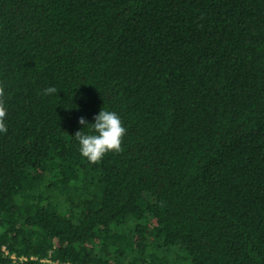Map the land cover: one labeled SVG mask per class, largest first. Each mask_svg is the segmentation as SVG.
I'll return each mask as SVG.
<instances>
[{"label": "trees", "instance_id": "1", "mask_svg": "<svg viewBox=\"0 0 264 264\" xmlns=\"http://www.w3.org/2000/svg\"><path fill=\"white\" fill-rule=\"evenodd\" d=\"M0 111V264H264V0H0Z\"/></svg>", "mask_w": 264, "mask_h": 264}, {"label": "clouds", "instance_id": "2", "mask_svg": "<svg viewBox=\"0 0 264 264\" xmlns=\"http://www.w3.org/2000/svg\"><path fill=\"white\" fill-rule=\"evenodd\" d=\"M45 94L54 93V87L44 89ZM4 112L0 111V134L7 132L3 124ZM79 123L83 126L75 132L74 137L78 141V150L82 157L90 162H97L107 152L121 150V141L125 133L121 117L117 112L101 108L94 115L92 122H88L84 117L79 118ZM87 127L88 131H82Z\"/></svg>", "mask_w": 264, "mask_h": 264}, {"label": "built area", "instance_id": "3", "mask_svg": "<svg viewBox=\"0 0 264 264\" xmlns=\"http://www.w3.org/2000/svg\"><path fill=\"white\" fill-rule=\"evenodd\" d=\"M12 258H13V259H17V256L14 255V254H12ZM19 258H20L21 260H22V259H26L25 257H19ZM44 261H46V260H44ZM52 264H53V263H52Z\"/></svg>", "mask_w": 264, "mask_h": 264}, {"label": "rangeland", "instance_id": "4", "mask_svg": "<svg viewBox=\"0 0 264 264\" xmlns=\"http://www.w3.org/2000/svg\"><path fill=\"white\" fill-rule=\"evenodd\" d=\"M146 197H147L148 199L152 198L151 195H150L149 193H146ZM187 262H188V261H187Z\"/></svg>", "mask_w": 264, "mask_h": 264}]
</instances>
